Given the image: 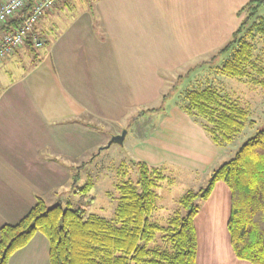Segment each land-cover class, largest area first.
<instances>
[{
	"label": "crops",
	"instance_id": "obj_1",
	"mask_svg": "<svg viewBox=\"0 0 264 264\" xmlns=\"http://www.w3.org/2000/svg\"><path fill=\"white\" fill-rule=\"evenodd\" d=\"M248 1L61 0L47 11L49 20L70 8L77 15L51 43L38 36L49 44L42 55L29 58L22 46L0 63V193L9 197L0 200V227L16 223L42 199L40 180L47 185L79 150L87 118L100 125L118 123L110 131L114 136L125 128L120 119L146 117L141 137L126 132L127 157L162 169L173 182L183 177L191 184L207 182L231 158L228 145H214L179 105L166 107L160 94L164 74L209 69L220 61L224 56L214 55L231 37L240 21L236 14ZM18 56L26 62L19 63ZM184 80L177 78L178 89ZM119 84L126 95L116 101L112 88ZM229 214L230 191L216 182L193 218L195 264H250L233 253ZM48 251L47 239L36 233L7 264H49Z\"/></svg>",
	"mask_w": 264,
	"mask_h": 264
},
{
	"label": "trees",
	"instance_id": "obj_2",
	"mask_svg": "<svg viewBox=\"0 0 264 264\" xmlns=\"http://www.w3.org/2000/svg\"><path fill=\"white\" fill-rule=\"evenodd\" d=\"M31 5L20 18L30 12ZM263 5L264 0H249L240 8L236 14L239 24L214 58L229 56L219 68L221 75L247 78L250 84L264 89V65L253 59L254 42L261 39L264 44V18L258 16ZM20 18L8 20L0 31H11L20 24ZM24 46L35 54L30 37ZM192 71H185L178 79ZM181 109L193 120L204 121L200 125L217 147L229 145L248 121V112L236 101L209 88L188 91ZM134 165L135 184L127 180L116 186L119 198L112 220L86 216L87 205L70 208L57 202L47 206L37 198L16 223L0 227V264H7L36 233L48 241L49 264H195L197 240L193 218L219 181L230 191L227 228L235 257L250 264H264V125L228 161L211 172L205 187L180 197L181 212H176L166 226L151 222L150 217L156 210L155 190L167 178L162 169L142 162ZM88 190V185L79 189L82 193ZM157 234L161 235L163 246L156 244ZM152 243L154 246L150 247Z\"/></svg>",
	"mask_w": 264,
	"mask_h": 264
},
{
	"label": "rangeland",
	"instance_id": "obj_3",
	"mask_svg": "<svg viewBox=\"0 0 264 264\" xmlns=\"http://www.w3.org/2000/svg\"><path fill=\"white\" fill-rule=\"evenodd\" d=\"M79 9L80 8H75V11L77 12ZM72 10V8H70V10H65L63 14L57 12L58 18L53 20H49L51 19L50 15L47 16L46 13L48 12H44L38 23L35 24V33L40 37H44L51 43L52 39L63 32L68 22L72 21L77 15L74 14ZM258 16L264 18V5L259 8ZM46 25L48 28L45 32ZM46 45L47 42L42 43V46L35 50V57L42 55L48 50L49 44ZM29 56V58L34 57L33 53H30ZM17 58H21L19 63L26 62L25 56H18ZM208 58H210V56H208ZM228 58L229 56L226 55L218 62L215 60V64L210 66L209 69L199 66L196 71H192L187 77L185 76V80L180 85L177 92L174 91L175 87L178 85L176 84V80L179 74L185 75V70L183 69L172 74H164L165 85L161 89L160 94L166 98V107L171 104L181 107L185 104V94L188 91L205 88L212 89L218 94L222 96L225 95L231 100L236 101L240 107L248 112V121L243 130L233 138L226 149V153L230 154L232 157L237 149L246 140L253 137L264 125V89L250 84L247 78L246 80H238L221 75L219 68ZM253 59L258 65H264V44L261 39H257L254 42ZM198 61L200 62L201 60ZM199 65L202 64L199 63ZM251 74L253 77H256V74ZM126 89L127 88L120 84L112 88L113 97L116 101H121L123 99L126 95ZM107 104L109 106L111 105L110 103ZM139 112L143 111L139 110L135 115ZM131 117L132 116L120 119L121 121H125V128L119 130L120 132L116 135L120 134L122 131L131 132L138 137L143 135L146 127L142 122L146 117L140 120H137V117ZM196 121L200 124L204 123L200 118H196ZM87 123V132L84 134L85 138L79 150L73 153V159L69 158L70 160L67 162L68 166L64 165L59 167L58 169L61 170L60 175L53 174L52 180H50L47 185L44 183V179L40 180L42 192H45L42 199L47 206H52L57 202H60L64 207L68 206L70 208L87 205L88 207H85L86 216L95 215L106 220H112L119 198V192L116 190V186L127 180L135 184L137 173L134 163L136 161H132L127 157L122 144H111L108 148H104L112 137L109 136L110 131H112L116 125H119L118 123L107 125L102 123L101 125L104 126L100 127L101 125L97 120H88V118ZM101 137L107 138V141H104L100 146H96L95 143L98 142ZM45 147L46 146L43 147L44 154L45 156H49L50 151ZM99 148H101V150H99ZM64 160V158L60 157L57 159L56 157L54 161L62 163ZM166 178L167 179L159 183V187L155 190L157 194L156 210L150 217V221L159 226H166L168 220L176 212H181L178 200L183 194L187 191H198L206 185V182L202 184L201 182L191 184L185 177H183L182 180L177 179L175 182H173L170 176ZM85 185H88L89 190L85 193L80 192L79 189ZM3 197L8 201L9 197L7 195H1L0 193V200H2ZM17 204L18 202H16V205ZM156 239V244L158 246H163L164 243L162 242L163 240L160 234H157ZM153 246L154 243L150 244V247Z\"/></svg>",
	"mask_w": 264,
	"mask_h": 264
},
{
	"label": "built area",
	"instance_id": "obj_4",
	"mask_svg": "<svg viewBox=\"0 0 264 264\" xmlns=\"http://www.w3.org/2000/svg\"><path fill=\"white\" fill-rule=\"evenodd\" d=\"M61 0H5L0 4V28L10 19L21 17L30 4V12L20 18L21 22L9 32L0 31V63L16 50L24 46L27 37L38 49L43 40L35 33V24L44 12L52 10Z\"/></svg>",
	"mask_w": 264,
	"mask_h": 264
},
{
	"label": "water",
	"instance_id": "obj_5",
	"mask_svg": "<svg viewBox=\"0 0 264 264\" xmlns=\"http://www.w3.org/2000/svg\"><path fill=\"white\" fill-rule=\"evenodd\" d=\"M125 135H126V131H122L120 134L112 136L111 139L104 146V148H108L111 144L121 145L123 143Z\"/></svg>",
	"mask_w": 264,
	"mask_h": 264
}]
</instances>
